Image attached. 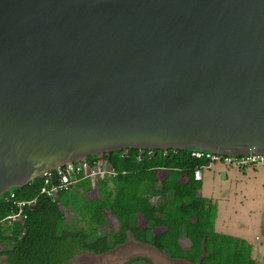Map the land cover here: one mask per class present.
Segmentation results:
<instances>
[{
  "label": "water",
  "instance_id": "obj_1",
  "mask_svg": "<svg viewBox=\"0 0 264 264\" xmlns=\"http://www.w3.org/2000/svg\"><path fill=\"white\" fill-rule=\"evenodd\" d=\"M125 149L264 156V0H0V198Z\"/></svg>",
  "mask_w": 264,
  "mask_h": 264
},
{
  "label": "trees",
  "instance_id": "obj_2",
  "mask_svg": "<svg viewBox=\"0 0 264 264\" xmlns=\"http://www.w3.org/2000/svg\"><path fill=\"white\" fill-rule=\"evenodd\" d=\"M194 151L166 152L125 149L89 157L80 163L81 180L53 199L39 196L45 177L58 183L55 172L0 198V261L6 264H68L83 252L102 256L123 245L128 233L136 242L149 245L171 259L189 264H257L248 241L215 231L217 207L203 198L201 176L215 162ZM206 154V152H204ZM264 157V156H263ZM115 176L86 177L96 165ZM231 168L256 170V164ZM227 172V175L229 174ZM14 199H8L10 193ZM157 197V204L150 200ZM35 200L22 209L11 225L1 222L17 211L14 203ZM76 212L87 227L68 223ZM112 220L118 223L112 229ZM99 236V230H106ZM155 264L147 257H133L122 264Z\"/></svg>",
  "mask_w": 264,
  "mask_h": 264
},
{
  "label": "rangeland",
  "instance_id": "obj_3",
  "mask_svg": "<svg viewBox=\"0 0 264 264\" xmlns=\"http://www.w3.org/2000/svg\"><path fill=\"white\" fill-rule=\"evenodd\" d=\"M256 170L231 168L227 175L225 166L215 162L209 169L200 171L202 187L199 191L203 198L211 200L217 207L215 231L245 238L252 244L253 257L257 264H264V166L258 165ZM158 198H152L151 204H157ZM71 225L87 227L86 221L72 212L67 221ZM118 223L112 220V229ZM106 230H99V236ZM127 241L112 251L96 256L83 252L68 264H122L133 257H147L155 264H189L185 261L171 259L149 245L136 242L128 233ZM0 264H6L4 258ZM142 264V263H136Z\"/></svg>",
  "mask_w": 264,
  "mask_h": 264
},
{
  "label": "built area",
  "instance_id": "obj_4",
  "mask_svg": "<svg viewBox=\"0 0 264 264\" xmlns=\"http://www.w3.org/2000/svg\"><path fill=\"white\" fill-rule=\"evenodd\" d=\"M205 151H194L192 155L198 159H201L202 157H206L210 159L211 162H221L224 161L225 163H232L233 165H241V164H256L264 166V157L263 156H256L251 155L248 157H222L213 155L211 153ZM78 164H67L62 167H59L58 169L52 171L55 172L56 177L58 179V183H53V180L50 177H45L47 174H45L43 177H45L43 185L40 188L39 196H45L49 198L50 200L54 198L55 194L59 191L63 190H69L70 187L74 186L77 182L81 180L80 173H81V166ZM51 173V172H50ZM115 176L116 173L113 170H109L104 165H96L90 173L86 177H103V176ZM196 178H199L200 172L199 170L195 173ZM42 177V178H43ZM8 199H14V193H10ZM35 200L29 201V202H19L14 203L17 206V211L13 212L11 215L6 217L1 224H7L11 225L13 222H16L17 219H24L25 215L22 216V209L25 206H30L31 203H34Z\"/></svg>",
  "mask_w": 264,
  "mask_h": 264
},
{
  "label": "crops",
  "instance_id": "obj_5",
  "mask_svg": "<svg viewBox=\"0 0 264 264\" xmlns=\"http://www.w3.org/2000/svg\"><path fill=\"white\" fill-rule=\"evenodd\" d=\"M240 238V237H239ZM242 239H244V240H246L245 238H242ZM247 241V240H246Z\"/></svg>",
  "mask_w": 264,
  "mask_h": 264
}]
</instances>
